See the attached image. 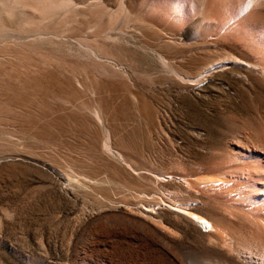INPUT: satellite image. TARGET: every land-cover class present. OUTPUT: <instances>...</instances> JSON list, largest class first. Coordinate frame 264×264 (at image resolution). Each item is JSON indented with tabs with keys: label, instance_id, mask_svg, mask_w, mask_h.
I'll return each instance as SVG.
<instances>
[{
	"label": "rangeland",
	"instance_id": "374dc122",
	"mask_svg": "<svg viewBox=\"0 0 264 264\" xmlns=\"http://www.w3.org/2000/svg\"><path fill=\"white\" fill-rule=\"evenodd\" d=\"M203 3L224 15L223 0H0V264L107 250L103 219L125 224L161 187L188 197L167 172L208 170L242 124L264 133V77L206 36ZM180 7L196 21H175Z\"/></svg>",
	"mask_w": 264,
	"mask_h": 264
},
{
	"label": "bare ground",
	"instance_id": "6f19581e",
	"mask_svg": "<svg viewBox=\"0 0 264 264\" xmlns=\"http://www.w3.org/2000/svg\"><path fill=\"white\" fill-rule=\"evenodd\" d=\"M263 6L264 0H223L222 17L215 15V6L204 3L198 15L210 28L207 37L230 38L254 60L235 57L234 63L264 77V21L256 19ZM175 11L173 18L181 25L196 18L185 7ZM242 125L228 153L208 170L167 172L193 190L188 197H176L173 190L161 187L162 194L155 192L158 202L151 204L144 201L147 194L143 191L139 196L143 208L124 212L125 224L110 225L107 218L96 225L99 237L112 238L107 250L89 244L73 264H264V133ZM204 198L219 206L204 207ZM196 200L203 201L202 205L195 204ZM163 210L190 222L196 236L191 238L177 224L169 223Z\"/></svg>",
	"mask_w": 264,
	"mask_h": 264
}]
</instances>
